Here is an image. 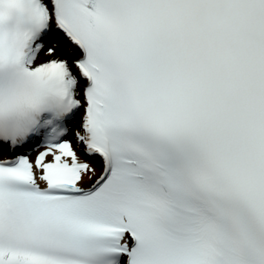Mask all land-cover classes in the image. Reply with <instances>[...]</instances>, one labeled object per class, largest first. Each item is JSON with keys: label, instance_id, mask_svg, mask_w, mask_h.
<instances>
[{"label": "snow or ice", "instance_id": "snow-or-ice-1", "mask_svg": "<svg viewBox=\"0 0 264 264\" xmlns=\"http://www.w3.org/2000/svg\"><path fill=\"white\" fill-rule=\"evenodd\" d=\"M0 264H264V0H0Z\"/></svg>", "mask_w": 264, "mask_h": 264}, {"label": "bare ground", "instance_id": "bare-ground-1", "mask_svg": "<svg viewBox=\"0 0 264 264\" xmlns=\"http://www.w3.org/2000/svg\"><path fill=\"white\" fill-rule=\"evenodd\" d=\"M34 155V154H33Z\"/></svg>", "mask_w": 264, "mask_h": 264}]
</instances>
